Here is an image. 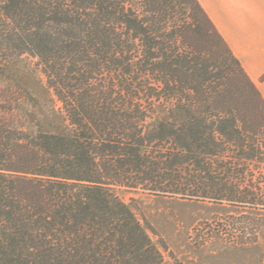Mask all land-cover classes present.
Segmentation results:
<instances>
[{
	"label": "trees",
	"instance_id": "trees-1",
	"mask_svg": "<svg viewBox=\"0 0 264 264\" xmlns=\"http://www.w3.org/2000/svg\"><path fill=\"white\" fill-rule=\"evenodd\" d=\"M0 22L63 118L0 124V264H163L118 187L258 200L236 161L264 162V96L199 0H0Z\"/></svg>",
	"mask_w": 264,
	"mask_h": 264
},
{
	"label": "rangeland",
	"instance_id": "rangeland-1",
	"mask_svg": "<svg viewBox=\"0 0 264 264\" xmlns=\"http://www.w3.org/2000/svg\"><path fill=\"white\" fill-rule=\"evenodd\" d=\"M59 108L38 59L16 53L0 38V124L26 131H35L40 124L50 127L63 123ZM236 163L250 168L238 189L248 187L258 193V200L116 188L151 225L149 233L163 252V264H264V162Z\"/></svg>",
	"mask_w": 264,
	"mask_h": 264
},
{
	"label": "crops",
	"instance_id": "crops-1",
	"mask_svg": "<svg viewBox=\"0 0 264 264\" xmlns=\"http://www.w3.org/2000/svg\"><path fill=\"white\" fill-rule=\"evenodd\" d=\"M264 96V0H199Z\"/></svg>",
	"mask_w": 264,
	"mask_h": 264
}]
</instances>
